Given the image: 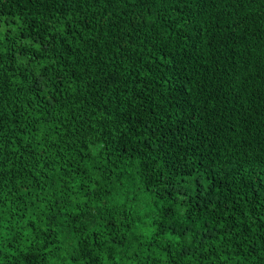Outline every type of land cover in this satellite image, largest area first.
Returning a JSON list of instances; mask_svg holds the SVG:
<instances>
[{
	"label": "trees",
	"instance_id": "1",
	"mask_svg": "<svg viewBox=\"0 0 264 264\" xmlns=\"http://www.w3.org/2000/svg\"><path fill=\"white\" fill-rule=\"evenodd\" d=\"M0 264H264V0H0Z\"/></svg>",
	"mask_w": 264,
	"mask_h": 264
}]
</instances>
